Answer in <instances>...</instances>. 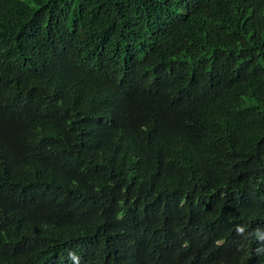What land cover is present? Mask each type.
Returning <instances> with one entry per match:
<instances>
[{
  "label": "trees",
  "instance_id": "1",
  "mask_svg": "<svg viewBox=\"0 0 264 264\" xmlns=\"http://www.w3.org/2000/svg\"><path fill=\"white\" fill-rule=\"evenodd\" d=\"M0 264H264V0H0Z\"/></svg>",
  "mask_w": 264,
  "mask_h": 264
}]
</instances>
